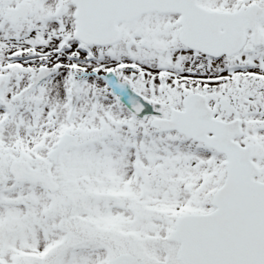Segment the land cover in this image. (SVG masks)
<instances>
[{
  "label": "snow or ice",
  "instance_id": "snow-or-ice-1",
  "mask_svg": "<svg viewBox=\"0 0 264 264\" xmlns=\"http://www.w3.org/2000/svg\"><path fill=\"white\" fill-rule=\"evenodd\" d=\"M0 264H264V0H0Z\"/></svg>",
  "mask_w": 264,
  "mask_h": 264
}]
</instances>
